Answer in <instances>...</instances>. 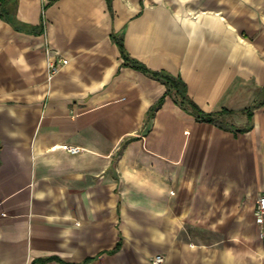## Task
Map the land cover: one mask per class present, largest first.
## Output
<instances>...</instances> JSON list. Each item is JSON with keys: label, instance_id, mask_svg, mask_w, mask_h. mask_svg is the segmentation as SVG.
Listing matches in <instances>:
<instances>
[{"label": "crops", "instance_id": "obj_1", "mask_svg": "<svg viewBox=\"0 0 264 264\" xmlns=\"http://www.w3.org/2000/svg\"><path fill=\"white\" fill-rule=\"evenodd\" d=\"M0 12L14 21L0 15V264H264V0ZM113 36L201 110L226 112L182 109ZM48 56L67 59L49 79Z\"/></svg>", "mask_w": 264, "mask_h": 264}, {"label": "trees", "instance_id": "obj_2", "mask_svg": "<svg viewBox=\"0 0 264 264\" xmlns=\"http://www.w3.org/2000/svg\"><path fill=\"white\" fill-rule=\"evenodd\" d=\"M0 15L7 19L9 22L13 23V18L11 17L12 15L7 16L5 12H0ZM115 41L117 42V45L120 50V54L123 58V64L124 65H129L131 67H134L136 69H139L143 72L149 73L151 76L159 79L162 83L165 84L166 86V92L165 94H169L175 103H177L182 109L186 110L190 114H194L196 117H200L206 121H213L215 120L216 116L218 114H221L222 112L226 111H221L219 113H214V112H204L201 110L198 105L187 95L186 93V86L185 83L176 76L171 75L170 73L164 71V70H151L145 67L144 64L141 62L129 57L127 54L126 50L123 47V44L120 39L116 38L113 36ZM163 96L159 97L157 102L148 110L147 116L150 117L153 115L154 110L160 105V103L163 100ZM264 103V100H263ZM252 108H248L244 110L247 114L251 113ZM229 112V111H227Z\"/></svg>", "mask_w": 264, "mask_h": 264}, {"label": "built area", "instance_id": "obj_3", "mask_svg": "<svg viewBox=\"0 0 264 264\" xmlns=\"http://www.w3.org/2000/svg\"><path fill=\"white\" fill-rule=\"evenodd\" d=\"M48 53V50H47ZM48 55V54H47ZM67 62V59L61 57H52L48 56L47 58V69L49 79L59 68ZM60 147L70 154L80 153L82 148L78 145H72L69 143H62ZM254 214L256 222L261 224L264 219V194H261L257 197L254 207ZM163 255L155 254L151 257V264H163Z\"/></svg>", "mask_w": 264, "mask_h": 264}]
</instances>
